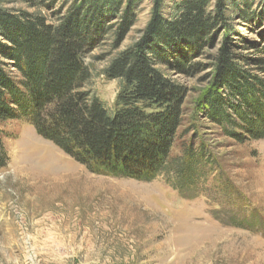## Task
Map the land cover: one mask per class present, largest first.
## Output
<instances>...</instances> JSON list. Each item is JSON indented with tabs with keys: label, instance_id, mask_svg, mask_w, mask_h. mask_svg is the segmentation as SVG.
Segmentation results:
<instances>
[{
	"label": "rangeland",
	"instance_id": "rangeland-1",
	"mask_svg": "<svg viewBox=\"0 0 264 264\" xmlns=\"http://www.w3.org/2000/svg\"><path fill=\"white\" fill-rule=\"evenodd\" d=\"M183 2L0 0L4 17L85 22L86 89L108 109L121 83L106 79L104 69L129 47L152 43L163 56L156 69L183 91L170 158L177 164L186 149L201 147L205 163L189 186L173 172L149 182L105 177L28 124L13 123L2 138L0 264H264V139L229 135L240 130L220 125L208 104L212 93L227 98L229 115L240 120L233 109L239 99L217 82L226 47L238 72L264 81V0H207L212 26L194 38L178 22ZM3 44L0 37V68L18 78Z\"/></svg>",
	"mask_w": 264,
	"mask_h": 264
},
{
	"label": "trees",
	"instance_id": "trees-1",
	"mask_svg": "<svg viewBox=\"0 0 264 264\" xmlns=\"http://www.w3.org/2000/svg\"><path fill=\"white\" fill-rule=\"evenodd\" d=\"M206 6L207 0H184L178 22L188 38L211 28ZM87 34L85 22L73 16L51 26L33 14L0 15L1 52L19 76L12 78L0 68V169L7 159L2 138L10 134L4 129L24 123L92 174L149 182L173 172L181 185L194 184L197 169L205 164L204 152L186 149L177 164L170 158L183 91L156 69L163 59L160 51L140 42L109 63L103 74L121 88L108 109L86 89ZM229 55L226 47L218 58L217 82L227 97L239 99L233 109L240 120L229 115L227 98L215 93L208 102L210 116L240 130L243 136L227 132L240 141L264 139V81L238 72ZM251 218L260 228L261 219Z\"/></svg>",
	"mask_w": 264,
	"mask_h": 264
}]
</instances>
